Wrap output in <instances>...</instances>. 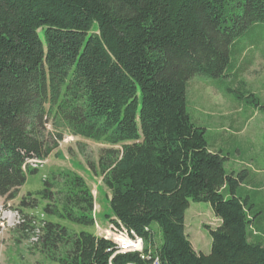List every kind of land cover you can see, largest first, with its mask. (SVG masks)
Listing matches in <instances>:
<instances>
[{
	"label": "trees",
	"instance_id": "obj_1",
	"mask_svg": "<svg viewBox=\"0 0 264 264\" xmlns=\"http://www.w3.org/2000/svg\"><path fill=\"white\" fill-rule=\"evenodd\" d=\"M262 23L264 0H0V198L16 200L40 171L30 162L49 159L66 134L119 146L99 161L107 218L145 249L116 254L112 240L84 230L95 226V197L68 170L21 198L14 229L29 241L39 229L33 245L58 264H151L155 255L264 264L249 198L238 195L248 171L228 174L188 113L190 81L228 78L232 48ZM191 202L211 204L222 222L206 227L209 255L186 234Z\"/></svg>",
	"mask_w": 264,
	"mask_h": 264
},
{
	"label": "rangeland",
	"instance_id": "obj_2",
	"mask_svg": "<svg viewBox=\"0 0 264 264\" xmlns=\"http://www.w3.org/2000/svg\"><path fill=\"white\" fill-rule=\"evenodd\" d=\"M228 75L226 79L199 76L191 80L188 85V113L196 125L207 129V139L212 149L218 142L219 134L227 136L228 142L223 143L218 150H223L227 158L228 174L248 171V177L241 184L238 195L244 199L249 198L251 212L249 215L256 219L250 229L251 241L264 244V23L249 28L239 37L232 48ZM199 81L211 85L204 96L205 101H202L206 104L200 107L201 109L198 108L194 95V85L198 86ZM220 92L224 98L218 101L208 100ZM228 99L234 101L233 105L229 104ZM231 106L238 109L235 111L236 114L231 116L234 125L230 126L228 122L226 125L213 120L217 117H214L210 110L225 111ZM218 118H220L219 115ZM48 128L53 131L51 124ZM110 148L121 149L119 146L111 147L66 134L59 149L44 161L39 173L28 177L27 183L22 187L16 200L6 202L5 199L0 198V225L7 207L19 208L21 198L29 192L42 189L43 181L52 172L68 170L84 177L95 197L93 214L95 226L84 230L98 237L105 236L112 225L107 218V215L112 214L111 198H109L111 194L100 175L99 161L103 150ZM34 213L40 214V210H35ZM186 214V234L195 250L205 255L211 254L213 240L206 227L216 230L222 224L215 216L211 204L191 202ZM152 228L156 234L157 243H162L160 228L157 224H154ZM80 229L82 230L81 227L77 228L78 231ZM0 264L58 263L46 258L37 246L13 228L11 222L10 225L6 224L5 229L0 228Z\"/></svg>",
	"mask_w": 264,
	"mask_h": 264
},
{
	"label": "built area",
	"instance_id": "obj_3",
	"mask_svg": "<svg viewBox=\"0 0 264 264\" xmlns=\"http://www.w3.org/2000/svg\"><path fill=\"white\" fill-rule=\"evenodd\" d=\"M31 166L34 168L40 169L43 166L44 162L40 161H31ZM12 222L13 228H16L18 225H20L23 222V219L20 215V213L15 209H8L5 210L2 217V222L0 225V228L5 229L6 224H9ZM98 226V225H97ZM99 228V226H98ZM40 230L37 229L35 231L34 236L31 238V243H37L39 241L40 237ZM106 236L108 239L109 237L112 239V241L117 245V253H144L145 244L142 238L136 236L133 232H129L126 228L121 226V228H118L114 224L110 226L109 231L106 233ZM145 258V257H144ZM149 260H151V264H162L160 258L158 255L153 256H147Z\"/></svg>",
	"mask_w": 264,
	"mask_h": 264
},
{
	"label": "crops",
	"instance_id": "obj_4",
	"mask_svg": "<svg viewBox=\"0 0 264 264\" xmlns=\"http://www.w3.org/2000/svg\"><path fill=\"white\" fill-rule=\"evenodd\" d=\"M199 84H200V86H199V84H197L198 86H195L194 85V95H195V99H197V105H198V108H200V107H203V106H205L204 104H206L205 102H202V101H205L204 100V96L207 94V89H209L210 87H211V85H209V84H206V83H203L202 81H199L198 82ZM213 87V86H212ZM219 96H221V97H219ZM188 97H189V94H188ZM223 97V94H222V92H220L219 94H216V96L215 95H213V98L211 97V98H209L208 100H213L214 99V101H218L219 99H221ZM224 98V97H223ZM229 100V104H231V105H233V103H234V101H230V99H228ZM209 103V102H208ZM214 104H215V102H214ZM196 105V106H197ZM211 107H214V106H211ZM201 109V108H200ZM235 111H238V109L237 108H234L233 106H231L230 108H229V110H225V111H223V110H219V111H211L210 110V113L214 116V117H217V118H213V120H217V122L218 123H222V124H226L227 122H228V125H230V126H232V125H234V123H232V119H233V117H231V116H233V115H235L236 114V112ZM212 115L210 116V118L212 117ZM218 115L220 116V118H218ZM229 120H231V121H229ZM227 125V124H226ZM197 126H199V125H197ZM199 127H202V126H199ZM202 128H204V127H202ZM205 130H206V137H207V129L206 128H204ZM225 129V128H224ZM219 139L217 140L218 142L217 143H215L214 144V148L212 149L211 148V146H210V143H209V148H210V150L212 151V152H214V153H220V154H222V156H224V154H223V150H218L219 148L218 147H220V146H222L223 145V143H226V142H228V139H227V136L226 135H224V134H219ZM208 140V139H207ZM225 157V156H224ZM108 190V189H107ZM22 191V190H21ZM109 191V190H108ZM109 193L111 194V192L109 191ZM109 198H111V197H109ZM13 202V201H12ZM220 222H221V220L220 219H218ZM186 224H187V214H186ZM105 236H106V233H105ZM105 236H103V237H105ZM107 238V237H106ZM109 239V238H108ZM109 240H112V239H109ZM194 247V246H193ZM195 249V248H194Z\"/></svg>",
	"mask_w": 264,
	"mask_h": 264
}]
</instances>
